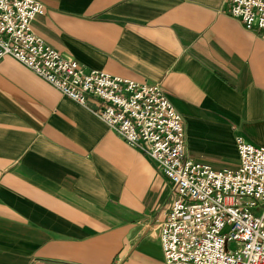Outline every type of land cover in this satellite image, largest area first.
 Returning a JSON list of instances; mask_svg holds the SVG:
<instances>
[{"label": "crops", "instance_id": "0c3cea01", "mask_svg": "<svg viewBox=\"0 0 264 264\" xmlns=\"http://www.w3.org/2000/svg\"><path fill=\"white\" fill-rule=\"evenodd\" d=\"M40 1L31 27L47 44L160 84L182 116L186 157L235 167V135L264 145V37L226 0ZM173 196L152 158L0 58V264H163L157 224Z\"/></svg>", "mask_w": 264, "mask_h": 264}, {"label": "built area", "instance_id": "2783aa9c", "mask_svg": "<svg viewBox=\"0 0 264 264\" xmlns=\"http://www.w3.org/2000/svg\"><path fill=\"white\" fill-rule=\"evenodd\" d=\"M226 1L231 16L264 37V0ZM43 9L40 0H0V58L13 56L160 167L174 191L157 224L163 264H264V145L235 135V167L186 157L182 116L160 84L63 55L32 30Z\"/></svg>", "mask_w": 264, "mask_h": 264}]
</instances>
